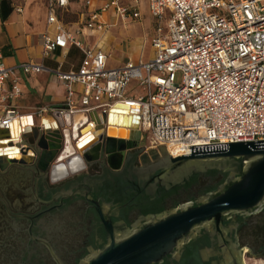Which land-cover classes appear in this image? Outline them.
<instances>
[{"label": "built area", "instance_id": "1", "mask_svg": "<svg viewBox=\"0 0 264 264\" xmlns=\"http://www.w3.org/2000/svg\"><path fill=\"white\" fill-rule=\"evenodd\" d=\"M71 1L47 0L42 56L74 46L82 54L79 66H6L0 55V127L20 119L13 105L22 93L20 72L47 70L65 95L36 116L85 113L93 126L90 114L136 104L144 148L164 147L172 157L191 154V145L264 139V0H146L156 21L152 55L117 68L107 66V55L89 45L85 34L104 33L110 26L105 14L123 24L138 20L142 0H83L73 23L64 19Z\"/></svg>", "mask_w": 264, "mask_h": 264}, {"label": "water", "instance_id": "2", "mask_svg": "<svg viewBox=\"0 0 264 264\" xmlns=\"http://www.w3.org/2000/svg\"><path fill=\"white\" fill-rule=\"evenodd\" d=\"M124 106L117 104L112 110ZM109 114L94 112L95 118L90 114L91 126L85 113L72 117L54 113L50 126L23 128L17 141L10 139L9 128L0 127V143L20 153L19 158L0 155L1 168L16 165L50 173L61 161L69 166L72 160H62L61 154L71 145L87 166L100 163L111 171L112 176L102 178L70 168L65 172L72 178L59 194L88 202L102 227L101 244L80 264H168L194 244L201 245L197 258L210 264H243L235 230L244 216L264 207V139L191 145V154L176 157L159 147L161 156L149 151L153 158L149 165L126 170L131 151L136 157L144 150L139 116L126 129L108 124ZM88 128L96 138L80 150L78 140ZM219 170L227 173L216 185L166 207L168 199L200 176ZM133 210L139 211L133 226L124 228L116 222L127 221Z\"/></svg>", "mask_w": 264, "mask_h": 264}, {"label": "flooded vegetation", "instance_id": "3", "mask_svg": "<svg viewBox=\"0 0 264 264\" xmlns=\"http://www.w3.org/2000/svg\"><path fill=\"white\" fill-rule=\"evenodd\" d=\"M134 156L132 150L126 170L152 162L145 150ZM82 173L100 178L112 176L100 163L87 166ZM226 173L219 170L214 175L200 176L197 183L168 199L166 207L175 201L198 197ZM49 175V169L0 167V264H80L101 244L102 227L90 204L80 197L59 194L72 177L53 184ZM138 218L139 211L133 210L127 221L116 222L124 228L131 227ZM235 241L241 249L243 264H248V257L264 260V207L240 220ZM200 248V244H194L188 251L181 250L178 258L168 264H210L208 259L197 258Z\"/></svg>", "mask_w": 264, "mask_h": 264}, {"label": "crops", "instance_id": "4", "mask_svg": "<svg viewBox=\"0 0 264 264\" xmlns=\"http://www.w3.org/2000/svg\"><path fill=\"white\" fill-rule=\"evenodd\" d=\"M101 1L103 0H95L94 2L99 5ZM81 4L83 5V0ZM77 6V0H72L64 16L69 15V13H74ZM16 7L21 8V11L18 12ZM75 13H77L76 19L70 21L68 20V22L73 23L79 18V12ZM149 16L153 18L150 13ZM140 18L138 20H140ZM102 19L106 23L110 24L106 31L104 33L97 31L87 32L84 38L89 45L95 49L102 50L107 55V66L117 68L122 66L128 60H146L151 57V40L155 36V28H153V36L150 38L149 42L151 51L150 55L143 58L142 53L140 55L139 50H136L135 53H133L135 55L133 59L132 56L129 55L126 50L124 51L118 43L110 41L112 28L122 22L115 21V19L109 14L103 15ZM138 20H135L134 22ZM45 28L46 3H43L42 0H0V55L5 65L19 66L25 62H35L41 63L48 70H55L61 63L60 67L64 71L76 69L80 64L82 55L77 65H74L73 63L66 65L65 62V57L68 56L74 46H68L64 51L56 49L51 56H42L40 34L45 30ZM112 47L121 51L123 55V61L119 63L117 62L115 65L110 64ZM20 77L21 79L19 85L22 93L16 100L13 101L15 110L20 115V120L24 116L32 115L34 118V123L32 125L42 128L50 126L53 122L52 113L43 112L41 116H36L34 113L42 107L49 108L51 106L58 105L64 99L65 89L63 85L51 80L50 73L47 70L39 73L27 74L20 72ZM3 107L4 104L3 106H0L1 115L3 114Z\"/></svg>", "mask_w": 264, "mask_h": 264}, {"label": "rangeland", "instance_id": "5", "mask_svg": "<svg viewBox=\"0 0 264 264\" xmlns=\"http://www.w3.org/2000/svg\"><path fill=\"white\" fill-rule=\"evenodd\" d=\"M42 2L46 3L47 0H42ZM77 3L78 6L75 8L74 13H69V15L64 16L65 20L70 21L76 19L77 13L75 12H80L84 10L83 5L81 4L82 0H77ZM140 11H141L140 20L136 22L134 21L128 22L123 25L122 23H118L114 28H112V33L110 37L111 42L118 43L124 49V51L126 50L129 53V55L132 56L133 59L135 57L133 53H135L136 50H139L140 55L142 53L143 58L150 55L151 51H150L149 42H150V38L153 36V28L156 27L155 19L149 16L148 5L145 2V0L141 1ZM161 24L162 26L165 27L164 22H162ZM81 55H82L81 52L77 48L75 47L72 48L68 56L65 57L66 65L69 63H73L74 65H77L81 59ZM122 61H123V55L121 51H118L117 49L112 47V57L110 64L115 65L117 62L119 63ZM179 80H180V74L177 73L176 82H179ZM110 120L111 119L109 116L108 124L113 125V123ZM130 120L131 119L129 118L128 120L129 125H130ZM143 145H147V143L143 141ZM144 150L148 152L149 158L153 159L152 155L149 153L150 150H147L145 148ZM154 150H156L158 154L161 156L158 149H154ZM246 262L248 264H264V260H259L257 258H252V257L246 258Z\"/></svg>", "mask_w": 264, "mask_h": 264}, {"label": "bare ground", "instance_id": "6", "mask_svg": "<svg viewBox=\"0 0 264 264\" xmlns=\"http://www.w3.org/2000/svg\"><path fill=\"white\" fill-rule=\"evenodd\" d=\"M123 110H114L111 111L110 115V121L113 123V126L117 128H130L132 126V121L137 118L136 115H138V109L136 107V104L134 106L126 105L124 107H119ZM129 118L130 125H129ZM109 121V116H108ZM107 121V123H108ZM47 122V121H46ZM45 122V123H46ZM34 123V118L32 115H27L22 117V119L18 118H11L9 120H6V124L8 125L9 131H10V139L13 141H17L20 138V133L23 130V128H30V126ZM112 125V124H110ZM96 138V133H94L93 129H87L82 132V137L78 140L79 143V149L82 150L84 147L88 146L93 140ZM0 155H5L6 157L10 158H19L20 153L15 151L14 148H7V146L4 143H0ZM62 160L71 159L72 161L69 163V166L67 164H64L62 161L57 163L54 168L58 170L59 175L65 174V172L68 171V168L71 170L73 168H77L78 163L80 161V157L76 155V153L73 151V148L71 145H68L66 150L61 154ZM247 263V262H246Z\"/></svg>", "mask_w": 264, "mask_h": 264}, {"label": "clouds", "instance_id": "7", "mask_svg": "<svg viewBox=\"0 0 264 264\" xmlns=\"http://www.w3.org/2000/svg\"><path fill=\"white\" fill-rule=\"evenodd\" d=\"M87 170V165L86 163L81 159L80 160V166L78 168H73L72 171L74 173H79L80 171H86ZM67 178L66 174L64 176H61L58 174V170L53 168L50 169V175H49V180L50 183L56 184L58 183L61 179Z\"/></svg>", "mask_w": 264, "mask_h": 264}, {"label": "trees", "instance_id": "8", "mask_svg": "<svg viewBox=\"0 0 264 264\" xmlns=\"http://www.w3.org/2000/svg\"><path fill=\"white\" fill-rule=\"evenodd\" d=\"M3 3V2H2Z\"/></svg>", "mask_w": 264, "mask_h": 264}]
</instances>
